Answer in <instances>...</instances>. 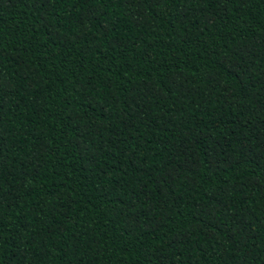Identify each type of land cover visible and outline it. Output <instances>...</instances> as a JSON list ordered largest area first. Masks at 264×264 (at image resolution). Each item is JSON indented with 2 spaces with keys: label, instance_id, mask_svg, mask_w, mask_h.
Returning a JSON list of instances; mask_svg holds the SVG:
<instances>
[{
  "label": "trees",
  "instance_id": "obj_1",
  "mask_svg": "<svg viewBox=\"0 0 264 264\" xmlns=\"http://www.w3.org/2000/svg\"><path fill=\"white\" fill-rule=\"evenodd\" d=\"M0 264H264V0H0Z\"/></svg>",
  "mask_w": 264,
  "mask_h": 264
}]
</instances>
